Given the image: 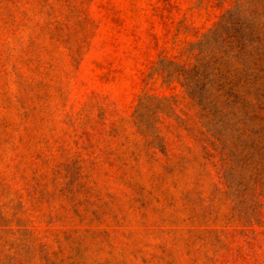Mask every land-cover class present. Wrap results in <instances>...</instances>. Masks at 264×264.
<instances>
[{"label":"rangeland","instance_id":"rangeland-1","mask_svg":"<svg viewBox=\"0 0 264 264\" xmlns=\"http://www.w3.org/2000/svg\"><path fill=\"white\" fill-rule=\"evenodd\" d=\"M237 3L0 0V264H264V161L167 75Z\"/></svg>","mask_w":264,"mask_h":264},{"label":"trees","instance_id":"trees-1","mask_svg":"<svg viewBox=\"0 0 264 264\" xmlns=\"http://www.w3.org/2000/svg\"><path fill=\"white\" fill-rule=\"evenodd\" d=\"M242 13L240 3L228 10L203 42L201 61L189 68L170 60L173 68L167 69V75L180 78L202 115L211 117L213 135L229 149L230 157L239 155L225 143L223 134L228 128L235 130L231 120L237 118L244 148L256 150L264 161V21L238 18ZM207 49L211 51L206 53ZM248 120L260 122L251 125ZM262 166L264 162L256 167V174L262 175Z\"/></svg>","mask_w":264,"mask_h":264}]
</instances>
